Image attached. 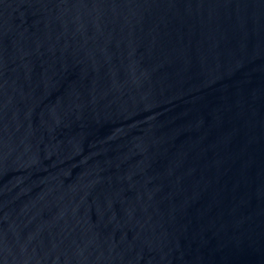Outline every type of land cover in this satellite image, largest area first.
I'll use <instances>...</instances> for the list:
<instances>
[{
    "label": "water",
    "instance_id": "1",
    "mask_svg": "<svg viewBox=\"0 0 264 264\" xmlns=\"http://www.w3.org/2000/svg\"><path fill=\"white\" fill-rule=\"evenodd\" d=\"M0 264H264V0H0Z\"/></svg>",
    "mask_w": 264,
    "mask_h": 264
}]
</instances>
